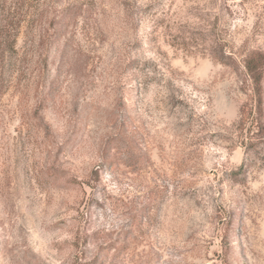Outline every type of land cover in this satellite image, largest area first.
I'll return each mask as SVG.
<instances>
[{
    "label": "rangeland",
    "instance_id": "1",
    "mask_svg": "<svg viewBox=\"0 0 264 264\" xmlns=\"http://www.w3.org/2000/svg\"><path fill=\"white\" fill-rule=\"evenodd\" d=\"M0 30V264H264V0H0Z\"/></svg>",
    "mask_w": 264,
    "mask_h": 264
},
{
    "label": "trees",
    "instance_id": "2",
    "mask_svg": "<svg viewBox=\"0 0 264 264\" xmlns=\"http://www.w3.org/2000/svg\"><path fill=\"white\" fill-rule=\"evenodd\" d=\"M74 7V4H70L64 8V12H68ZM2 31L0 30V36ZM228 55L225 53L221 54V57H228L224 56ZM217 57V56H215ZM218 58V57H217ZM219 59V58H218ZM221 59V58H220ZM220 61H223L222 59ZM243 68L246 74L255 80H259L260 76H262L264 71V53L260 51H251L247 53L242 60ZM258 90V89H257ZM258 113L261 115V92L258 90ZM248 112L245 107H242L240 110V121L238 123V137L240 138V144L244 149L245 160H257L262 159L264 161V125L256 124L257 128L255 131L250 132L248 129L244 130V125L248 121ZM246 164H242L241 167L238 169L239 172H243ZM238 171H233L232 174H240ZM242 180H240L241 182Z\"/></svg>",
    "mask_w": 264,
    "mask_h": 264
}]
</instances>
